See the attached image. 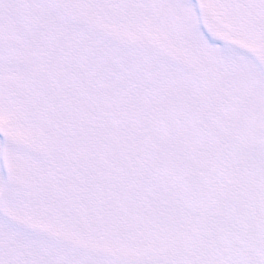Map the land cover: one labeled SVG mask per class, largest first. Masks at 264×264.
Listing matches in <instances>:
<instances>
[{"label": "snow or ice", "instance_id": "1", "mask_svg": "<svg viewBox=\"0 0 264 264\" xmlns=\"http://www.w3.org/2000/svg\"><path fill=\"white\" fill-rule=\"evenodd\" d=\"M0 264H264V0H0Z\"/></svg>", "mask_w": 264, "mask_h": 264}]
</instances>
